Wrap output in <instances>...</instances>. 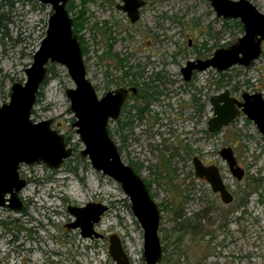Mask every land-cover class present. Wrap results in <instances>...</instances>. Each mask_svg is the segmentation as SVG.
Returning <instances> with one entry per match:
<instances>
[{"label":"rangeland","instance_id":"374dc122","mask_svg":"<svg viewBox=\"0 0 264 264\" xmlns=\"http://www.w3.org/2000/svg\"><path fill=\"white\" fill-rule=\"evenodd\" d=\"M144 1L135 24L116 9L121 0H68L66 10L86 78L98 98L112 80L106 83L105 73L119 76L115 67L122 57L131 67L136 65L145 83L163 91L162 105L152 104L148 116H130L125 128L117 120L108 125L121 160L136 170L159 208V264H264V140L243 115L217 133L207 132L212 96L227 90L237 99L257 92L264 99V41L261 56L249 67L234 66L223 73L209 68L186 83L180 74L185 63L206 60L217 49L227 48L243 35L242 25L217 18L208 0ZM248 1L264 14V0ZM51 13L49 5L37 0H0V107L9 102L11 85L25 81L24 70L45 37ZM49 70L31 119L50 120L74 155L57 170L42 163L20 166L19 175L27 182L18 194L25 212L22 216L0 208V223L7 224L0 226V262L115 264L108 255V237L116 234L130 264H145L143 231L128 199L117 183L79 155L83 146L71 127L75 119L65 93L75 86L63 66L52 64ZM155 74L163 79L152 81ZM222 148L232 150L244 172L241 180L221 159ZM193 157L218 168L232 203L223 204L205 181L195 177ZM88 203L109 208L94 226L103 239H83L79 230L65 228L74 221L68 207ZM182 224L197 232L181 235ZM14 236L15 242L8 243ZM21 242L22 261L21 248L17 254L9 251Z\"/></svg>","mask_w":264,"mask_h":264},{"label":"water","instance_id":"95a60500","mask_svg":"<svg viewBox=\"0 0 264 264\" xmlns=\"http://www.w3.org/2000/svg\"><path fill=\"white\" fill-rule=\"evenodd\" d=\"M6 1V0H3ZM49 5L52 13L47 21L45 37L32 56V63L24 70L25 81L11 85L9 102L0 107V208L18 212L22 208L19 192L26 186L20 178L21 165L44 164L48 169L57 170L74 155L64 137L51 128V121H32V110L40 88L48 78V67L52 64L63 66L75 88L67 89L70 111L75 121L71 125L78 135L82 148L79 155L86 158L90 166L117 183L128 199L130 211L143 231V259L145 264H159L162 249L158 236L160 211L151 198L142 178L134 168L125 164L112 141L108 125L119 118L126 90L109 92L98 98L86 78L82 52L73 33L72 19L66 10L68 0H37ZM217 18L239 20L243 35L227 48L214 51L206 60L189 61L181 69L184 81H190L194 71L209 68L223 73L234 66L249 67L259 59L264 41V14L248 0H208ZM117 9L126 14L131 23L139 18L143 0H121ZM212 117L207 122L209 133H217L243 114L257 128L264 140V99L261 93H243L241 100L230 96L225 90L209 100ZM219 155L232 176L241 180L244 172L237 166L232 150L222 148ZM194 175L204 180L223 204L233 201L226 190L220 172L214 165L205 166L194 157ZM74 221L67 228L79 230L83 239H103L94 226L108 207L100 203H88L82 207H68ZM108 255L115 264H130L121 239L112 234L108 237Z\"/></svg>","mask_w":264,"mask_h":264},{"label":"flooded vegetation","instance_id":"af4514ba","mask_svg":"<svg viewBox=\"0 0 264 264\" xmlns=\"http://www.w3.org/2000/svg\"><path fill=\"white\" fill-rule=\"evenodd\" d=\"M144 1V0H143ZM145 2V1H144ZM122 3V2H121ZM122 5V4H121ZM146 5V2L144 4V6ZM119 6V5H117ZM117 6H116V9H117ZM143 6V7H144ZM140 8L139 9V18L138 20L135 22L137 23L140 19V11L143 9ZM118 10V9H117ZM123 13V12H122ZM125 14V13H124ZM126 15V14H125ZM127 17V16H126ZM128 19V18H127ZM129 20V19H128ZM239 21V20H238ZM130 22V21H129ZM131 23V22H130ZM135 23H131V24H135ZM241 24V23H240ZM262 44V43H261ZM262 54V53H261ZM199 60V59H197ZM196 61V60H195ZM189 62V61H187ZM186 62V63H187ZM193 62V61H191ZM185 63V65H186ZM135 67H131L130 65H128V58L127 57H122V58H118L117 61H116V70H118V73H119V76L118 77H115L113 74H111L110 72H107L105 73V79H106V83H108V79L109 78H112L111 82H110V87H113V89L109 88V86H107V89L105 90L104 94L100 97L102 98L103 96H105L107 93L109 92H115L116 90H119V89H122V90H126L127 91V94H126V98L121 106V109H120V112H119V118L117 119L118 121V124L121 126V128H125L127 127L129 124H131L130 120H131V117L130 116H135V118L137 119H140L139 116H148V114L150 113L149 112V107L152 105V104H156V103H159L160 106L162 105L161 103L163 102H159V96L161 97H164V94H163V91L161 90H157L156 89V86H153L152 84H149V83H145L143 81V73H141L140 71H135ZM185 67V66H184ZM183 68V67H182ZM181 68V69H182ZM181 69H180V74H181ZM198 72L194 71L190 77V81H192L195 77V75L197 74ZM182 77V80L184 81L183 79V76L181 75ZM163 78L160 76V75H157L155 74L154 77H153V80L152 81H160L162 80ZM190 81L186 82V83H189ZM107 85V84H106ZM95 90V89H94ZM218 95V94H217ZM231 96V95H230ZM232 97V96H231ZM99 98V99H100ZM234 98V97H233ZM237 99V98H236ZM198 99H196L197 101ZM238 101L241 100V97L240 99H237ZM131 103V104H130ZM142 108V112H140V109ZM241 115L243 114H240L238 117H240ZM213 116V115H212ZM244 116V115H243ZM236 117V118H238ZM235 118V119H236ZM234 119V120H235ZM233 120V121H234ZM111 122H114V121H111ZM208 122V121H207ZM110 123V122H109ZM208 127V125H207ZM208 132V130H207ZM209 133V132H208ZM210 134H214V133H210ZM73 150V149H72ZM74 152V151H73ZM121 158V157H120ZM194 158V157H193ZM192 158V159H193ZM198 158V157H197ZM199 159V158H198ZM201 162L202 160L199 159ZM191 164H192V160H191ZM203 165L205 166H210V165H206L204 162H202ZM21 179L25 180L24 179V174L20 177ZM199 180H202V179H199ZM26 181V180H25ZM204 181V180H203ZM27 183V182H26ZM27 185V184H26ZM24 189V187L22 188V190ZM21 190V191H22ZM20 191V192H21ZM19 192V193H20ZM218 195V194H217ZM19 196V195H18ZM20 199V198H19ZM21 200V199H20ZM22 202V208L21 210H19L18 212L21 213L22 216H24V200H21ZM109 209V208H108ZM69 225V224H68ZM0 226H4V227H7V224L1 222L0 223ZM67 226V225H66ZM65 226V228H67ZM69 230H72L70 228H67ZM76 229H74L75 231ZM80 234V233H79ZM7 236V235H6ZM104 237V236H103ZM16 240V236H14L12 238V240H9L8 243H11V241H14L15 242ZM36 240V238H35ZM38 242H41V239H37ZM17 248H21L20 250V254H22V258H21V261L23 260L24 258V242H21V244H18L16 246L15 249H10L9 251H11L13 254H17L18 251L16 250ZM162 258V257H161ZM28 261H26L27 263ZM58 261L57 260H52L51 262H46V260H42V264H57ZM1 264V262H0ZM15 264V263H14Z\"/></svg>","mask_w":264,"mask_h":264},{"label":"trees","instance_id":"16d2710c","mask_svg":"<svg viewBox=\"0 0 264 264\" xmlns=\"http://www.w3.org/2000/svg\"><path fill=\"white\" fill-rule=\"evenodd\" d=\"M50 67V66H49ZM49 67H48V76H49V74H50V70H49ZM140 112H142V108L140 109ZM139 118L140 119H142V116H139ZM109 132V131H108ZM109 135H110V132H109ZM110 137H111V135H110ZM73 151H75V150H73ZM119 151V150H118ZM134 171L136 172V170L134 169ZM137 173V172H136ZM148 191H149V189H148ZM151 196V195H150ZM152 198V197H151ZM173 217H174V219L176 220L178 217H177V215H179V210L177 209V211L175 210L174 212H173ZM194 228H192V229H189V227L186 225V224H182L181 226H180V228L178 229V230H180L181 231V235H185V234H193L196 230H193ZM191 230H193V231H191ZM197 232V231H196ZM177 241H181V237H179L178 239H177Z\"/></svg>","mask_w":264,"mask_h":264}]
</instances>
